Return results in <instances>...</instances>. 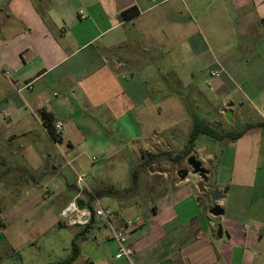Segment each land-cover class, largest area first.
<instances>
[{"label": "crops", "instance_id": "0c3cea01", "mask_svg": "<svg viewBox=\"0 0 264 264\" xmlns=\"http://www.w3.org/2000/svg\"><path fill=\"white\" fill-rule=\"evenodd\" d=\"M131 9L136 14L122 19V12ZM228 11L234 12L228 21L240 26L235 30L229 25L232 34L248 32L251 25L258 27L264 22V0H0V202L8 196L4 185L21 181L18 177L11 178L12 172H34L44 163L42 159H47L45 174L54 173L59 158L67 159L68 163L73 161L67 158L68 149L74 148V141L86 140L75 120L77 111L84 116L80 110L85 106L106 107L111 110L110 117L115 111L122 117L125 108L134 110L135 124L146 125V118L154 109L150 103L152 95L161 90L155 91L150 84L153 57H168L177 47L184 73H194L196 66L200 69L203 65V57L228 42V24L219 19L220 14ZM227 69L221 62L211 71L222 75ZM157 71L162 72L159 68ZM260 107L264 109V104ZM41 109L53 114L55 129L56 123L62 122L59 135L68 149H60L47 132L38 116ZM155 109L161 111L159 106ZM248 124L254 126L242 137L222 142L237 148L243 138L248 140L242 146L246 162L241 176H246L237 197V200L249 198L241 203L242 212L236 210L239 203L230 205L236 198L227 197L232 184H219L213 173L212 182H218L215 192L221 193L218 202L224 210L221 216L209 214L212 202L202 206L199 194L206 193L207 181L200 190V178L192 175L197 178L196 184L175 183L173 192L143 215L133 214L131 209L124 211L125 215L115 213L110 223L92 215L85 225L69 226L59 214L78 195L76 184L69 187L75 194L49 220L51 226L75 229L72 239L75 247H71L70 256L76 257L69 264H234L237 245L246 246L252 238L257 241L254 251L240 252L239 264L243 258L256 264L263 261L264 149L255 151L252 145L256 141L248 134L252 130L264 131V120ZM199 137L194 144L196 152L206 149V142L196 143ZM210 140L209 152L201 156L212 161L211 145L218 141ZM22 141L26 142L24 149ZM256 173L258 183L253 182ZM80 198L88 201L81 193ZM95 200L98 201L94 197L92 203ZM254 202L258 203L256 207ZM4 209L0 212L3 221L12 220L10 214H21L20 211L9 214ZM250 221L255 228L244 233ZM126 225L133 249L130 259L118 253L114 238L115 229ZM187 236L193 243L187 244ZM19 238V233L0 231V245L8 244L12 250L17 248ZM56 262L59 261L52 263Z\"/></svg>", "mask_w": 264, "mask_h": 264}, {"label": "rangeland", "instance_id": "374dc122", "mask_svg": "<svg viewBox=\"0 0 264 264\" xmlns=\"http://www.w3.org/2000/svg\"><path fill=\"white\" fill-rule=\"evenodd\" d=\"M228 12L219 15V19H225L224 25L228 24V42L203 57V67L199 69L196 66L194 73H184L177 47L173 48L168 57H153L150 84L155 91L157 88L161 90L152 95L150 103L154 109L152 115L146 118V125L135 124L137 114L133 113L134 110L125 108L122 117H118L116 111L110 117L111 110L106 107L92 109L85 106L80 110L84 116L77 111L75 120L86 140L74 141L72 150L67 148L66 141H58L60 149L65 147L69 150L70 157L67 158H73L71 163L61 157L57 171L45 174L48 160L42 159L44 163L39 170L14 171L9 175L11 178H21V181L4 185L8 196L0 202V212L5 208L9 214L18 211L21 214H10L12 220L9 221L1 220L0 216L3 224L0 231L8 229L19 233L20 238L15 250L8 244L0 245V264H47L70 257L75 229L51 226L49 220L75 194L69 187L76 186L77 177L81 174L85 176L84 182L77 184L80 189L76 191L84 199L88 200L97 190L112 189L111 195L95 197L102 208L113 215L118 212L125 215L124 211L131 209L134 210L133 214L143 215L153 204L172 193L175 183H197V178L192 176L186 162L189 156L195 155L211 174L205 183L206 193L199 192L203 198L202 206L210 204L211 196L218 189V182L231 183L230 195L227 194V197L236 199L230 205L239 203L236 210H242L241 203L249 200H237L246 176L242 178L241 174L246 162L242 156V146L247 138L238 144L236 154V146L213 142L211 151H214V159L211 161L212 158L201 156L209 152L211 141L209 137L201 135L196 143L206 142V149L196 152L194 146L187 157L183 155L186 139L195 123L237 132L250 122L259 123L264 120V109L260 107L264 104V22L258 24V27L251 25L248 32L232 34L229 25H233L235 30H239L240 26L236 22L234 25L232 20L228 21L233 16L231 13H234ZM205 62L208 66H204ZM221 62L228 69L225 74L221 75L218 71L219 76L212 77L211 70L220 66ZM158 68L162 72H158ZM227 104L233 105L230 107ZM156 106L161 107L160 112L156 111ZM227 112L231 115V122L224 116ZM73 128L76 129V126ZM248 137L256 141L252 145L255 151L264 149V131L252 130ZM22 142L21 149H24L26 142ZM17 144L16 141L13 145L16 147ZM51 148L56 150L53 144ZM181 169L189 173L184 180L177 176ZM213 173L218 182H212ZM254 177L253 182L258 183L259 175L256 173ZM246 178L249 180L251 175ZM254 201H257V197ZM96 205V202L92 203L93 208ZM257 205V202L253 203L254 207ZM254 228L255 224L250 221L244 233ZM42 230L46 232L42 233ZM224 238L226 240V235ZM236 238L239 240V237ZM185 241L187 244L193 243L189 236ZM256 243L253 238L242 247L231 242L238 246L234 264H239L240 252L247 250L253 253L252 248ZM248 261L243 258L240 263L256 264ZM258 264H264V260Z\"/></svg>", "mask_w": 264, "mask_h": 264}, {"label": "trees", "instance_id": "16d2710c", "mask_svg": "<svg viewBox=\"0 0 264 264\" xmlns=\"http://www.w3.org/2000/svg\"><path fill=\"white\" fill-rule=\"evenodd\" d=\"M136 10H126L123 11L121 14L122 19H127V18H131L132 16H134L136 14ZM38 116L41 119L44 127L46 128L47 132L53 137V139L55 141H61L60 135L59 133H57L56 129H55V118L53 116V114L49 111H47L46 109H41L38 111ZM254 125L252 124H246L243 130L237 131V132H231V131H222V130H218L216 128L210 127L209 125H204V124H200V123H195L192 127V130L190 131L187 139H186V143L184 145V149H185V153H183L184 157H187L191 151L194 149V144H195V140L203 135V136H207L211 139H214L218 142H233L235 140H237L238 138L242 137L243 134L249 130L250 128H252ZM111 195L113 194V190L111 189H106L104 190H97V192H95V195H90L88 201L85 203V205L92 210V201L94 200V197H99L100 195ZM94 216V214H92ZM92 217V216H91ZM90 222V221H89ZM3 224L0 221V227H2ZM75 247V243L74 241L72 242V248ZM76 257L75 254H72L70 257H68L65 260L56 262V263H51V264H69L71 263L74 258Z\"/></svg>", "mask_w": 264, "mask_h": 264}, {"label": "built area", "instance_id": "2783aa9c", "mask_svg": "<svg viewBox=\"0 0 264 264\" xmlns=\"http://www.w3.org/2000/svg\"><path fill=\"white\" fill-rule=\"evenodd\" d=\"M8 75V72L5 73ZM212 77H218L219 72L218 71H212L211 72ZM62 122L56 123V129L57 133H61L62 131ZM95 160L94 158L92 159ZM84 174L78 175L77 177V184H83ZM79 186V185H78ZM80 189V187H79ZM82 201L80 198V192L77 196H75L61 211H60V217L63 219L67 225L69 226H75V225H85L89 222L92 214H94L95 217L103 218L107 223H110L109 221L114 216L109 210L102 208L98 202H96V207L92 210H90L86 205L85 202H83V206H79L78 202ZM129 224V223H128ZM128 227L129 225H126L124 227L115 229L114 231V238L116 239L118 243V253L128 259L133 255V249L129 245V241L127 239L128 236Z\"/></svg>", "mask_w": 264, "mask_h": 264}, {"label": "water", "instance_id": "95a60500", "mask_svg": "<svg viewBox=\"0 0 264 264\" xmlns=\"http://www.w3.org/2000/svg\"><path fill=\"white\" fill-rule=\"evenodd\" d=\"M224 116L228 122H231V118H230L231 115L229 112L225 113ZM186 162L187 165L191 168V173L193 175H197L200 178L199 189L203 190V183L207 181V176L209 174V171L203 166V162L195 155L189 156ZM188 174L189 173L186 169H181L177 172V176L181 180H184ZM220 199H221L220 192H214L213 195L211 196V202L213 206L209 209V214H211L214 217L221 216L224 213L223 208H221L218 204ZM78 205L80 207L83 206V202L79 201ZM218 235H220V229H218Z\"/></svg>", "mask_w": 264, "mask_h": 264}]
</instances>
